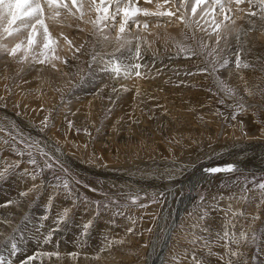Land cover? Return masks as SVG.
Returning <instances> with one entry per match:
<instances>
[{"label":"rangeland","instance_id":"obj_1","mask_svg":"<svg viewBox=\"0 0 264 264\" xmlns=\"http://www.w3.org/2000/svg\"><path fill=\"white\" fill-rule=\"evenodd\" d=\"M165 1L166 3L159 2L156 5H171V9H174V17H167L169 11L160 13V16H154L152 19H148L147 15H144L149 26H143V23L139 24V21L129 20L126 31L128 33H132V31L136 33L140 30L151 32L153 28L158 29L159 27V29L166 28L167 31L168 28L179 27L181 23H186L182 38L168 43L162 41V47L158 49L151 47L152 50L149 49V51L153 54V58L146 63L151 72L159 71L158 69L165 71V76L158 72H153L152 75L159 78L164 77L166 80L164 83L169 86L166 88L167 93L171 89L176 94V98L173 97V101L170 100L173 108L171 107L169 110H172V115H176L178 121L181 120L184 123L181 127L183 133L175 131L177 128L172 127L176 125V120H173L172 116L169 117V112L158 115L145 123L142 121L123 123V120L119 122L116 118L119 115L113 109L120 103L124 92L119 93V99L117 98L118 94L113 99L106 97L102 100L95 97L93 103L98 106L96 108L85 107L84 112L81 111L82 109L80 110V107L86 106L85 102L79 103L80 107L72 108L70 99L74 96L73 94L79 95L74 91L75 86L86 81L89 71L94 67L99 68L100 77L105 78V82L109 83L110 79L114 81V78L116 80L121 78L123 79L121 83L134 81L137 82V86L144 85V82H139V80L143 78L145 71L139 70V75H137L134 71L135 67L127 68L125 73L122 71L119 75L115 74L111 70L114 61L118 60L122 66L125 63L123 57L117 59L121 51L101 50L100 42L97 43V40H94L91 51L83 64L78 65L79 73L75 69L70 72L71 78L68 75H63L62 79L48 77L46 73L43 75L44 77L39 82L41 89L38 92L43 91L48 94L38 100L39 104L42 101H51L52 107L48 109L42 107L38 108L37 112L26 111L25 104H22L23 102L27 103L30 97L23 96L15 70L8 67V70L0 71V109L9 110L8 116L0 115V198L2 200L4 184L19 178L21 182L23 181L22 186L27 190L21 193H26L25 199L28 203L27 210L23 211L21 217L17 214L19 209H8L6 206L10 204L0 200V204H2L0 206L4 210L6 209L5 211L11 216V222L15 218L18 220L14 221L12 227L8 223H0L2 226H0V238H2V240L0 239V258L4 255L3 250L11 249L10 245L14 244L17 247L23 243L22 236L19 235L18 238L17 232L23 229V222H26L37 204L43 203L46 207H51V205L56 206L62 202L68 203L70 206L67 205L63 208L67 219L60 218L65 223H62V226L70 222L73 223L76 218L82 215L86 216L85 219L91 218V225L87 228L88 232L97 229L102 220L109 224V231L104 230L106 232L98 233L101 236V242L104 243L105 240L106 243H110L111 264H209V262L232 264L233 261L236 264H243L245 259L247 263L250 261L249 264L259 262L256 254H260L259 251L264 243V187H261L264 185V170L254 168L247 170L239 167H232L231 170L225 172H209L207 170L210 169L212 162L216 164L214 157L232 159L235 154L227 156L228 150L234 153L238 149L236 146H240L242 143L251 145L254 142L253 139H244L242 136L247 128L246 121H252L255 126L258 125V135L261 132L264 134V44L260 48L254 47L247 53L234 46L230 48L236 31L228 33L223 31L219 34L216 31L220 26L222 29L223 26L232 28L234 24H240L241 21L246 20L243 19L245 14H257L255 7L258 4L264 6V0H239L234 3L231 2L232 0H222V4L216 3L214 0H207L206 3L198 6L194 1L192 5L190 4L191 6H188V9L185 8L187 5L183 6L187 3L183 2L184 0H173L172 4L169 3V0ZM134 4L135 2L133 6ZM143 5L148 4L144 3ZM193 7H196L195 13L192 11ZM43 13L46 14L42 12V15ZM66 13L64 14L65 20L69 22L70 15ZM152 13L156 14L159 11L153 10ZM117 14L112 8V12L108 13L109 17L101 26L97 27V30L101 31V35L106 31V36L109 37L113 34L116 36L120 24V17ZM61 16L59 11L56 17ZM83 16L86 17V15ZM200 16L203 19L199 20ZM178 17L183 18V21H180ZM43 18L40 17V19ZM208 18L212 22L211 25L208 23L210 22ZM4 21L0 22V42L6 43L7 35L12 33L9 30L12 27H8L7 18ZM3 22L5 26L2 24ZM152 23L157 24L150 26ZM84 25L86 30L82 27L73 30L70 39L69 36H64L62 33L58 37L59 39H54L60 42L49 43V46L56 47L58 45L59 48L60 45L65 44L61 40L66 43L74 40V45L77 44L76 51H74L80 53L88 36L89 25L88 23ZM205 25L213 27L215 33L213 31L203 33ZM23 28L16 33L28 30ZM194 31H197V37ZM259 39L264 43V36ZM69 43L68 47L63 45L62 48L69 49L72 45ZM5 46L7 47V45H0V63L8 57L7 61L10 58L15 60L14 56H20L19 50L14 51L13 54L11 48ZM221 46H224L226 50L236 52L237 56L231 58L229 56L231 53H226L225 57L220 52ZM184 48L188 50L195 48L200 54L196 53L197 55L194 54L190 58H183L174 53L176 49ZM74 51L72 50L70 54L66 55L65 64L68 60L78 63V60L83 58L76 55ZM98 57L99 59H96ZM131 59H133V66L135 58L131 57ZM136 59H142V57ZM156 59H160V61ZM232 61L235 63L233 64ZM245 64L248 66L244 67ZM204 67H207V70ZM236 69L246 75L240 78L238 84H229L226 79L227 72ZM194 70L198 73H193ZM18 71L23 72L21 67L18 68ZM111 81L110 83L113 82ZM116 88L121 89L120 87ZM129 91H132L129 92L130 94L133 93V89ZM239 100L247 106H243V103L238 102ZM85 113H88V116L82 119ZM10 114L11 116H9ZM15 115L21 119L27 117L45 134H48L47 130L55 136L60 133L59 136L62 139L67 135V137H71L70 140L79 141L81 142L80 146L85 145V147L102 145L100 150L108 156L112 153L120 157L128 156L130 154L128 146L130 144L135 146V141H137L138 149L150 161L147 163L153 162L155 165H151L156 166L159 162V165L164 162H174L183 166L185 171H181V168L175 169L177 172H181L182 176L181 174L175 176L174 179L177 177L179 179L177 178V181L173 179L176 183L170 181L172 185L169 186L162 184L159 179L156 183L150 178H140L136 183L133 182L135 184L132 187L129 186L125 190L116 188L110 184L107 178H98V174L89 171L88 173L77 163L71 162L70 159L64 160L50 152L27 126L18 123ZM112 118H115L114 121ZM163 120L165 122L168 120L172 124L170 131L167 130ZM59 126H63L61 130ZM65 132L67 133L64 134ZM60 138L58 142L61 143ZM127 138L134 142H124L123 140ZM257 140L264 141L263 139ZM160 146L163 151L171 153L174 158H170L168 161L167 158L164 159L161 156L162 151L158 149ZM130 150L135 153L132 149ZM180 153L185 155L179 157ZM188 154H191V157L185 159ZM77 156L71 158L80 160ZM207 176L209 177L207 178ZM151 181L152 183H150ZM142 182L145 183L142 184ZM26 183L29 186L27 188ZM193 183L196 185L190 186ZM150 186L154 187L150 188ZM28 190H30V194L27 193ZM39 200L41 203L38 202ZM98 202L101 204L100 207ZM256 211L259 217L254 216ZM6 235L7 237H5ZM230 238L231 240H229ZM122 239L125 240L123 246L114 243L122 241ZM13 250H15L14 247ZM254 255L255 258L249 260ZM227 256H230L231 259L226 260ZM234 262L233 264H235Z\"/></svg>","mask_w":264,"mask_h":264},{"label":"bare ground","instance_id":"obj_2","mask_svg":"<svg viewBox=\"0 0 264 264\" xmlns=\"http://www.w3.org/2000/svg\"><path fill=\"white\" fill-rule=\"evenodd\" d=\"M172 1L173 0H169V3L172 4ZM194 1L195 0H184L183 2H187V3L183 4V6L187 5L185 8L188 9V6L190 4L192 5V2ZM158 2L166 3L165 0H155L153 1V3L152 2L146 3L148 4L146 5L148 7H146L143 4L140 5L139 3H135L133 6V3H134L133 0H103V2L102 0H57L56 3H53L50 6L47 3V0H40V3L43 7V12L46 13L45 14L46 17L43 13L44 18L42 17L43 15H41V18H43L42 19L43 26L41 24L36 23L35 32H33V29L31 27H28L27 31L17 34L16 32H19V31H15L14 29L20 30L22 29L23 25L21 24L20 21H16L15 24L11 25L12 28H10L9 30L12 33L7 35V39H6L7 42L3 43L2 41L0 42V45H7V47L11 48L12 51L19 50L20 56L19 57L14 56L13 58L15 60L10 58V60L7 61L9 57L8 58L6 57L7 58L6 60L3 59L0 63V71H4L6 69L8 70V67L15 70L16 74L18 75L20 84H21V91H23V96L24 97L26 96L27 98L30 97V100H27V103H24L22 101L23 102L22 105L25 104L24 107H26V111L37 112L38 108H42V107L44 109H48L52 107L51 101L49 102L42 101L41 104H39V100H38V98L46 97V95L48 94V92H43V91L38 92V90L41 89L39 82L44 77L43 75L46 73L48 74L47 75L48 77L51 76L54 78L62 79L63 75L65 76L68 75V77L71 78L70 72H73L75 69L77 73H79L80 71L77 70L78 65L83 64V61L88 57L87 55L91 51V47L94 43V40H97V43L98 41L100 42L99 48L101 50H109L113 52L121 51L117 59L123 57V59L125 60V63L123 62L122 63H123V66L126 67V69L132 68L130 67L132 66V62H133V59H131V57L135 58L134 64L140 67L139 69L140 71H145L143 78L139 80V82H144V85L137 86L136 85L137 82H134V81L121 83L123 80L121 78H119L118 80L114 78V81L116 82H114L113 80L112 82L111 79L110 81L112 83H110V81L109 83L108 81L105 82L104 81L105 78L103 79L102 77H100L99 68L94 67L89 71V75L86 81L84 80L83 82L78 83L75 86L74 91L76 92V94H79V95L76 96L75 94H73L74 96L70 99V105L72 106V108L75 109L79 106L78 105L79 103L85 102L86 106H81V107L79 106L80 110L82 109L81 111L84 112L86 109L85 107L91 106V107L96 108L98 106L97 104L93 103V98L96 97V98H101L103 100V99H106L107 97V98L113 99L118 94L117 98L119 99L120 97L119 93L124 92L122 93L120 103L116 105V108L114 107L113 109L115 110V113H118L119 115V117H116L117 120H119V122L123 120V123H128V122L130 123V121H136V122L142 121L145 123L149 121L150 119H154L158 115H162L164 113L169 112L171 114V115L169 114V117L172 116L171 118L173 120H176L177 126L175 125L172 127L177 128V130L175 131L179 133H183V129L181 127L184 125V123H182L181 120L178 121V119L175 117L176 116L175 113H174L175 116H173L171 113L172 110L171 111L169 110L172 107L170 104V100L173 101V97H175L176 94L171 89L167 93L166 88L169 86L164 83V81H166L164 77L159 78L157 76L152 75L153 72H158L162 74V76H165L166 75L165 71L162 69H158L159 71H155L152 69L153 71L151 72L150 69L147 67L148 65H146V67L144 66L143 59L145 58V62L148 63L150 59L153 58L152 57L153 54L150 53L151 51H149V49L152 50L153 47L155 49L162 47L161 45L162 41L168 43V42H174V41L181 39L182 35H184V29L186 28V23H181L179 27L168 28L167 31H166V28L159 29L160 27L158 29H154L152 27L153 29L151 32L140 30L141 32L139 31V32L133 33L134 31H132L131 33L129 31L130 33H128V31H126L128 29L127 22L129 20H134L135 22L139 21V24L143 23L142 24L143 26L145 25L149 26V24H147L148 22L146 21L147 19L145 18L144 15H147L148 19H152V17L154 16H157V15L160 16V13L169 11V14L167 15V17L168 16L171 18L174 17V9L173 10L171 9L170 7L171 5L169 6L161 5L162 6L161 7V6L156 5ZM105 8H107V11L104 10ZM112 8L115 9V13H118L117 16L120 17V20H119L120 24H119V31L117 33L118 35L116 34L115 36L113 34L114 36L112 35L108 37L106 36V31L104 32L103 35H101V31L97 30V27L101 26L103 22L105 21V19L109 17L108 13L112 12ZM137 10L139 11L137 12ZM153 10L154 11L158 10L159 13L153 14L152 13ZM255 10H256V13L258 14V15L255 14L257 16L245 14V17L243 19H246V20L241 21L240 24L239 23L234 24L232 28H230L229 26H226L228 28L223 26L225 28L224 30L223 27L222 29H220L221 26L219 25L220 28L216 30L218 34L223 31L224 32L226 31L227 33L236 31L234 37L232 38L230 48L234 46L235 48H240L243 51L249 53V51L252 50L254 47L260 48L264 44L259 39L260 37L264 36V6L258 4V6L255 7ZM59 11L61 12L62 16L56 17L57 14H59ZM126 12H127V15H125ZM65 13L70 15L69 22L65 20V15H64ZM83 15H86V17L87 15L89 16L86 18ZM163 16L165 17V15ZM178 19L180 21H183L182 20L183 18L181 19V17H178ZM200 19H203V18L200 16L199 20ZM208 20L210 21L208 22L209 25H211L212 24L211 20L209 18ZM4 22L2 24H4L5 26ZM32 23H35V21H32ZM86 23H88L89 25L88 30H87L88 36L86 37L87 39L86 44L84 45L80 53L75 52L77 48V44L74 45V40H71L72 42L69 41L72 45L69 49H66V50L65 48L63 49L62 47L66 45H67L66 47H68L69 42L66 43V41L61 40V39H60L61 42L65 43L63 44L64 46L60 45L59 48H58V45L56 47L53 45H51V47L49 46V43L60 42L59 40L55 41L54 39H57L60 35H62V33L64 36H69V39H70L72 36L73 30H76L77 28H80V27L86 30V28H84L85 26L84 24ZM156 24L152 23V25L150 24V26H156ZM122 25L124 27L123 32L120 31ZM209 25H205V32L202 31L203 33H206V32L209 33L210 31L215 30L213 29V27ZM45 26L48 29L47 38L45 37V33H44ZM23 29L26 30L25 27ZM216 29H217V26H216ZM194 32H195V36L197 37L198 35L197 31H194ZM213 32L215 33V31ZM30 38L33 40V43L31 44L29 43ZM46 43L48 44L47 48L44 47ZM17 45H20V47L17 48ZM148 45L150 46V48ZM70 50L71 51L75 50L74 52L76 53V55L78 54L79 57L82 56L83 58L79 59L78 63L74 60L72 61L68 60V62L65 64L64 60L65 59L67 60L66 55L71 53ZM139 50H140V53H139ZM220 52L223 53L225 57H226V53L228 54L231 53V55H229L231 58L237 56L236 52H232L229 49L226 50L224 46H221ZM251 56L253 57V55ZM137 57L138 58L142 57V59H136ZM96 59H99V57ZM158 61H160V59ZM232 63L234 64L235 61H232ZM19 67H21L23 72L18 71ZM245 75L244 73L241 74V71L236 69L234 71L232 70L230 72H227L226 79L229 84L234 85V84H238V82L240 81V78L244 77ZM115 87H120L121 89L120 90L117 88L115 89ZM130 89H133L132 94L129 93V92H132V91H129ZM49 99L51 100V98ZM8 111L9 110L1 108L0 115L8 116L7 115L9 114ZM10 113L12 114V112ZM11 114L9 116H11ZM87 116H88V113L83 114L82 119ZM16 118H17L18 123H22V125L27 126V128L30 129L31 133L34 134L37 138H39L40 142L44 144V147L47 148L50 152L57 155L58 157L59 156L62 157L64 160L70 159L71 162L77 163V165L80 166L86 172L89 171L90 173H93L96 175L98 174L97 175L98 178L99 177L104 178V179L107 178L110 184L116 188H121L125 190V188H129V186L132 187L138 181V179L140 180V178H150L151 180H153V182H156V183H157V179H159L161 180L162 184L169 186V185H172L170 181H173L175 176L181 174V172H177L175 169L178 170L181 168V171L182 170L185 171L183 166L177 165L174 162L172 163L164 162V164H160V165H159L160 163L159 162L157 164L158 166L157 165L153 166L155 165L153 164V162L147 163L149 161L148 157L144 155V153L140 152V149H138L139 143L137 141H135L136 144L134 143L135 146L131 144H130L131 146L130 145L128 146L129 148L128 152H130L128 156L120 157V156H116V154H113V153L108 156V154L105 155V153L100 150V148L102 149V145H98V147H94V146L85 147V145L80 146L81 142L76 141V140L72 141L70 140L71 137L69 136L67 137V135H66L67 138L64 136L65 138L63 137L62 139L59 136L60 133L56 134L57 138L54 134L52 135L51 131L49 130H47L49 135L45 134L43 130L41 131L40 128L36 126L34 122L32 123V121L28 119L27 117L26 118L22 117L21 119L20 117L17 116ZM163 121L164 123H166L165 126L167 130L170 131V129H172L170 128V125L172 124H170L168 120L167 122H165V120ZM245 126H247V128H246V131L242 134V136L244 137V139L251 138L250 140L253 139L252 141L254 142L251 141L252 142L251 145L242 143L240 146L239 145L236 146L238 149L236 151L234 150L235 151L234 153L228 150L227 156L235 154L234 158L231 157L232 159L227 158V157H221L220 159L218 157L216 158L214 157V159H216L217 165L220 163H224L225 165L228 164V166L231 165L233 168L239 167V168L247 169V170L254 168V169H259L262 171L264 170V141H260L257 139L264 140V134H262L259 127L258 128L261 134L259 132H258L259 135L257 134L258 125L255 126L252 121L251 122L246 121ZM62 127H60V130ZM66 133L67 132H65L64 134ZM253 134H257V135L252 136ZM59 138L61 140V143L58 142ZM123 141L126 143L134 142V140H130L129 138ZM58 143H60L63 147ZM130 149H132L135 153H133ZM158 149L162 151L161 156L164 159L167 158V161L170 158L171 159L174 158L171 153L163 151L161 146L158 147ZM193 154H196V153H193ZM76 155H78L77 158H80V160L76 158L75 159L71 158L73 156L76 157ZM182 155H185V154L183 153L178 154L179 157H181ZM131 157H134V158H131ZM189 157H191V154H188V156H185V159H188ZM161 163L163 162L161 161ZM213 163L214 162H212V164ZM208 177L209 176H207V178ZM14 178H16V176ZM177 178H175L176 181H177ZM22 182L18 178V180L12 179L8 183H5L3 186L4 189L2 191L4 192V194L2 193V200L0 198L2 202L4 201L10 204L8 206L4 205L6 206V208L8 209L13 208V210L19 209L20 212L18 210L17 214L20 216L23 214L24 210H27V206H28V203L25 199L26 193L25 194L21 193V192L27 191L25 190V187L22 186ZM144 183L142 182V184ZM150 183H152V181ZM195 185L196 183H193L190 186H195ZM25 186L26 188L29 187L27 183ZM151 187H154V186H150V188ZM35 190H36V186H35ZM37 190H38V187H37ZM29 192L30 190H28L27 193L30 194ZM38 202H40V200ZM67 205L68 203L65 204L62 202H59L56 206L51 205V207H46V205H44L43 203L39 205L37 204L36 207L32 209L33 211L31 212L29 216L30 218L28 217L29 220L26 217L27 218L26 222H23L24 223L23 229L17 232L18 238L20 237L19 235L22 236L21 240L23 243L21 245L19 244L17 247H14L15 250H13L14 244L11 245V249L9 251L8 249L3 250L4 255L2 256V258H0V264H43V262H45V264H111L110 243H106L105 240H104V243L101 242L102 239L98 233L104 230L109 231V224L104 222L105 220L104 221L102 220V222H100L101 224L99 225V227L97 225L98 227L97 229H94L92 232L90 231L88 232L87 228H89V226L91 225L90 223L91 218L85 219L86 216H83L81 214L82 216H79V218H76V220L73 223L71 222L68 224L66 223L67 225L62 226L65 223H63L60 220V218L67 219L66 218L67 215L64 214V210H63V208ZM68 207L70 206L68 205ZM249 209L251 210L252 208H249ZM5 210L3 209V207L0 206V223L1 224L8 223L12 227L16 218L14 217L15 220L11 222V219H10L11 216ZM61 211H63V213H61ZM17 214H15V216ZM254 216L259 217L257 211ZM16 217L19 218V216H16ZM94 226L96 225L94 224ZM5 237H7V235ZM0 239L2 240V238ZM229 240H231V238ZM124 242L125 240L122 239V241H116L114 243H118L120 246H123ZM259 252H260V254L258 253L259 255L256 254V256H258L259 258L257 261L259 262L258 263L256 262V263L264 264V243L262 245L261 251ZM232 257H233V253H232ZM252 258H255V255L253 257L251 256L249 260H252ZM246 261H247L246 259H245V262L242 261L244 262L243 264L250 263V261L248 263ZM221 263L222 262H219V264ZM209 264H212V263L209 262Z\"/></svg>","mask_w":264,"mask_h":264},{"label":"snow or ice","instance_id":"obj_3","mask_svg":"<svg viewBox=\"0 0 264 264\" xmlns=\"http://www.w3.org/2000/svg\"><path fill=\"white\" fill-rule=\"evenodd\" d=\"M57 0H47V3L51 6L53 3H56ZM103 2V0H102ZM207 0H195V4L198 6L202 3H206ZM216 3H221L222 0H214ZM107 11V8L104 9ZM139 10H137L138 12ZM193 13L196 11V7L192 8ZM43 12V7L40 3V0H0V21H4L5 18L8 19L9 27L11 25L15 24L16 21H20L23 27L28 28L31 27L33 29V32H35V24H41L43 26V20L40 19ZM127 15V12L125 13ZM114 19V17H113ZM32 21H35V23H32ZM15 31H19V29H14ZM121 32L124 31L123 25L120 29ZM44 33L45 37L48 36V29L45 26L44 27ZM29 43H33V40L30 38ZM20 45H17V48H19ZM45 48L48 47V44L46 43L44 45ZM13 50V54H14ZM239 66V65H238ZM244 67H247L248 65H243ZM130 67H139L138 65H133ZM115 74L119 75L122 71L126 72V67L122 66L119 61H114L113 67L111 69ZM139 75V73H137ZM232 166H229L227 169H220V168H211L207 171L209 172H218V171H227L230 170ZM261 187H264V185H261ZM15 247V245H13Z\"/></svg>","mask_w":264,"mask_h":264}]
</instances>
